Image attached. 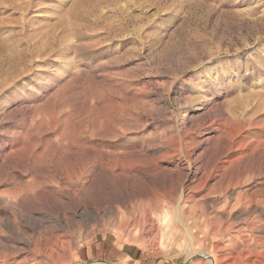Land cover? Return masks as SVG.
Listing matches in <instances>:
<instances>
[{
	"label": "rangeland",
	"instance_id": "rangeland-1",
	"mask_svg": "<svg viewBox=\"0 0 264 264\" xmlns=\"http://www.w3.org/2000/svg\"><path fill=\"white\" fill-rule=\"evenodd\" d=\"M202 250L264 264V0H0V264Z\"/></svg>",
	"mask_w": 264,
	"mask_h": 264
},
{
	"label": "bare ground",
	"instance_id": "bare-ground-1",
	"mask_svg": "<svg viewBox=\"0 0 264 264\" xmlns=\"http://www.w3.org/2000/svg\"><path fill=\"white\" fill-rule=\"evenodd\" d=\"M182 200H183V198H182ZM194 255H196L198 257L206 258L208 260V262H210L211 264H215V262H216L215 257L211 254V252L209 250L197 251V252H194Z\"/></svg>",
	"mask_w": 264,
	"mask_h": 264
}]
</instances>
